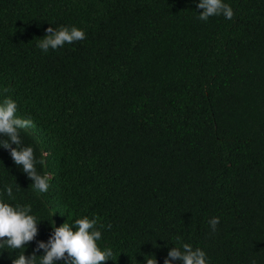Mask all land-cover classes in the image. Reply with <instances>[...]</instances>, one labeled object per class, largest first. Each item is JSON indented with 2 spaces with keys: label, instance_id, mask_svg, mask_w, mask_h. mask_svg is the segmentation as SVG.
<instances>
[{
  "label": "trees",
  "instance_id": "trees-1",
  "mask_svg": "<svg viewBox=\"0 0 264 264\" xmlns=\"http://www.w3.org/2000/svg\"><path fill=\"white\" fill-rule=\"evenodd\" d=\"M225 2L231 20L204 22L198 0H0V101L33 119L23 146L54 177L38 193L0 148V187L40 222L26 257L52 221L95 216L104 264H163L177 237L210 264H264V0ZM60 26L86 39L43 53Z\"/></svg>",
  "mask_w": 264,
  "mask_h": 264
},
{
  "label": "clouds",
  "instance_id": "clouds-1",
  "mask_svg": "<svg viewBox=\"0 0 264 264\" xmlns=\"http://www.w3.org/2000/svg\"><path fill=\"white\" fill-rule=\"evenodd\" d=\"M197 9H202L197 18L206 22L210 17L223 16L231 20L234 16L233 8L225 0H198ZM86 39V32L75 26H60L59 28L48 27L46 35L38 39L37 47L47 53L50 49L55 51L63 48L65 44H73ZM5 92L8 89H4ZM17 102L9 96L0 101V148L9 152L15 165L22 169V172L32 181V187L38 193H47L51 187L53 174L50 172L41 173L37 165L47 166L46 152H41L37 158L35 150L31 146H23L21 130L34 128V121L29 117L17 115ZM15 145V147H13ZM15 184H5L0 187V249H11L15 258L11 264H56L62 261L63 264H104L111 260L114 255L111 248H100L98 242L102 239L98 219L93 216H82L74 221V226L63 223L56 227L52 221V231L47 242H37L36 247L29 256H25L27 245L34 240L38 234V218L32 213L30 204L10 203L14 201ZM7 197V200L3 197ZM55 213L51 214V217ZM213 233L217 231L219 217H213L208 221ZM110 228L111 225H108ZM179 246L172 247L163 260V264H171L172 261H181L182 264H210L206 252L200 248H193L191 244L180 242ZM16 250H21L17 255ZM43 250V255L36 253ZM147 257V259H145ZM145 264H157L154 256H145Z\"/></svg>",
  "mask_w": 264,
  "mask_h": 264
}]
</instances>
